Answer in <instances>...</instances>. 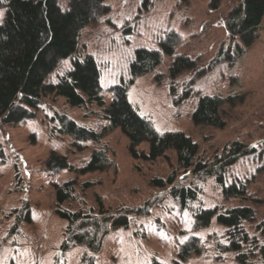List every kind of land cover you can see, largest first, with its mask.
Here are the masks:
<instances>
[{"label": "rangeland", "instance_id": "obj_1", "mask_svg": "<svg viewBox=\"0 0 264 264\" xmlns=\"http://www.w3.org/2000/svg\"><path fill=\"white\" fill-rule=\"evenodd\" d=\"M6 1L0 0V21ZM147 1L105 0L109 10L80 30L77 52L97 59L106 106L111 99L110 86L129 75L134 50L141 46L159 49V39L175 31V52L196 58L197 66H205V72L184 71L171 79V56L161 51L160 63L135 79L127 98L158 132L181 130L189 135L198 143L201 159L214 161L234 141L256 146L259 155L241 157L225 174L227 181L233 176L250 178L245 197L226 199L214 177L196 179L191 170L178 169L174 150L155 161L134 159L128 151V139L119 129L110 131L99 143L89 142L82 150L76 149L70 135L58 131L60 123L53 116L64 114L79 125L100 131L107 124L102 107L88 103L70 106L63 96H49L33 117L0 126V264H88L86 246L75 245L67 251L60 247L66 221L56 213L54 183L71 179L76 181L75 192L62 204L65 209L93 208L97 214L99 199L111 213L150 204L147 215L130 216L128 227L105 236L94 256L95 264H149L154 259L172 264L192 237L199 238L200 252L192 253L182 264H238L236 253L221 247L227 244L223 226L215 219L208 226H198L191 209L170 195V186L150 184L153 178L166 179L173 171L177 174L175 184L199 190L192 207H252L254 220L244 222V227L251 240L264 245V18L258 39L237 56L225 25L233 0ZM58 2L63 9L67 7L66 0ZM68 65L69 59L64 60L46 81L55 80ZM186 86L196 93L177 102V95ZM200 93L235 97L233 105L222 108L223 128L191 121ZM93 149L105 150L113 166L83 175L47 166L51 151L80 167ZM147 149L146 142L138 146V150ZM85 182L91 183L87 189H83ZM253 244L244 245L243 251H248V264H260L259 249Z\"/></svg>", "mask_w": 264, "mask_h": 264}, {"label": "trees", "instance_id": "obj_2", "mask_svg": "<svg viewBox=\"0 0 264 264\" xmlns=\"http://www.w3.org/2000/svg\"><path fill=\"white\" fill-rule=\"evenodd\" d=\"M66 2L65 9L58 0H7L4 3L0 21V126L16 125L33 117L42 100L49 96H63L70 106L96 104L102 107V117L107 121L100 131L79 125L64 114L55 113L52 118H58V131L70 135L76 149L82 150L89 142L99 143L110 131L119 129L127 137L128 151L134 159L155 161L166 156L168 150H174L178 169L183 172L191 170L192 177L196 179L214 177L226 199L244 198L250 178L233 176L227 181L225 174L241 157L259 155L256 146L234 141L220 157L215 156L214 161L201 159L200 147L189 135L181 130L158 132L127 98V90L135 79L152 71L160 63L161 51L171 56V79L184 71H193L196 74L205 72V66H197L196 58L175 52L174 43L178 34L171 30L165 37L160 38L159 49L137 47L128 63L129 75L122 76L118 83L110 86L111 99L105 106L97 59L93 54H78L77 51L80 47V30L86 24L96 22L102 13L109 10V5L105 0ZM213 8H216V4ZM263 18L264 0H233L225 16V25L230 45L236 44L237 56L245 53L258 39ZM66 59H69L68 67L57 73L55 80L46 81L47 76ZM216 60L214 58L212 62L215 63ZM191 81L192 78L188 80L189 83ZM195 93L196 90L186 86L177 95V102L178 99L186 100L190 94ZM197 96L196 105L191 112L193 124L223 128L226 121L221 113L222 108L225 104L233 105L235 97L210 93H200ZM143 142L148 144L146 151L138 150ZM47 166L54 170L69 169L83 175L92 171H105L113 163L105 150L93 149L86 163L80 167L70 165L65 156L51 151ZM176 178V171H173L166 179L153 178L150 184L157 188L170 186V195L182 207L191 209L198 226H208L213 219L223 226L227 244L221 247L235 252L238 264H248L250 257L248 251H243V246L252 242L259 249L260 264H264V245L258 246L255 240H251L244 227V222L254 220L252 207H192L191 203L198 198L199 190L194 186L175 184ZM75 183V179L61 184L54 183L56 213L66 221L60 247L62 251H67L75 245H84L89 251L85 260H88V264H95L94 256L101 250L105 236L111 230L128 227L131 223L130 216L147 215L150 204L111 213L99 199L97 214L93 212V208L88 211L62 208L65 201L74 197ZM90 186V182H85L83 189ZM198 241L199 238L192 237L182 245L178 259L172 264H182L192 253L200 252ZM149 264L166 263L154 259Z\"/></svg>", "mask_w": 264, "mask_h": 264}]
</instances>
